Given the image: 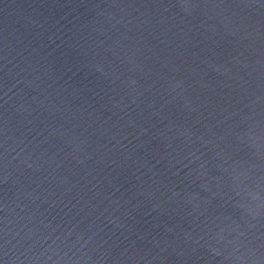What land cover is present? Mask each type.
Instances as JSON below:
<instances>
[{
  "label": "water",
  "instance_id": "95a60500",
  "mask_svg": "<svg viewBox=\"0 0 264 264\" xmlns=\"http://www.w3.org/2000/svg\"><path fill=\"white\" fill-rule=\"evenodd\" d=\"M0 264H264V0H0Z\"/></svg>",
  "mask_w": 264,
  "mask_h": 264
}]
</instances>
